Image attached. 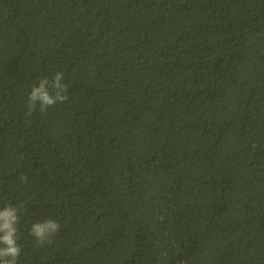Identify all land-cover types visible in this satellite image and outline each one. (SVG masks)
Wrapping results in <instances>:
<instances>
[{"label":"trees","instance_id":"1","mask_svg":"<svg viewBox=\"0 0 264 264\" xmlns=\"http://www.w3.org/2000/svg\"><path fill=\"white\" fill-rule=\"evenodd\" d=\"M0 199L17 264H264V0H0Z\"/></svg>","mask_w":264,"mask_h":264},{"label":"clouds","instance_id":"2","mask_svg":"<svg viewBox=\"0 0 264 264\" xmlns=\"http://www.w3.org/2000/svg\"><path fill=\"white\" fill-rule=\"evenodd\" d=\"M64 76V72L56 71L51 78L47 75L37 78L26 98L28 115L36 111L46 114L50 108L68 99V85L64 83ZM16 181L24 185L28 182V175L18 171ZM26 213L27 201L0 199V264H17L21 255L18 230L22 216ZM60 226L58 220L48 217L32 222L28 228V235L38 246L43 247L57 235Z\"/></svg>","mask_w":264,"mask_h":264}]
</instances>
